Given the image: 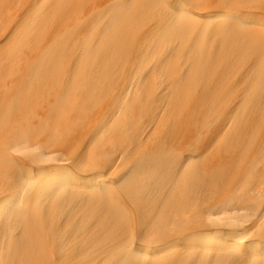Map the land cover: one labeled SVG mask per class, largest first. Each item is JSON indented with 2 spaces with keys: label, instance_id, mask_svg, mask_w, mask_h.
Here are the masks:
<instances>
[{
  "label": "snow or ice",
  "instance_id": "1",
  "mask_svg": "<svg viewBox=\"0 0 264 264\" xmlns=\"http://www.w3.org/2000/svg\"><path fill=\"white\" fill-rule=\"evenodd\" d=\"M233 251L238 257L235 264H246V260L244 258L246 254V249L241 248L239 245H233Z\"/></svg>",
  "mask_w": 264,
  "mask_h": 264
}]
</instances>
